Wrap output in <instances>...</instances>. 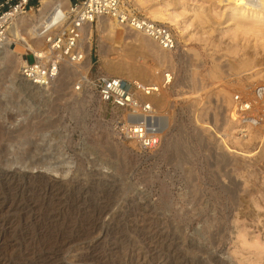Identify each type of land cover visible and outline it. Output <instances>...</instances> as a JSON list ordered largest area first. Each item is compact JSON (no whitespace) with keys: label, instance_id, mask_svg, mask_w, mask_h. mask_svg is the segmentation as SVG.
I'll list each match as a JSON object with an SVG mask.
<instances>
[{"label":"rangeland","instance_id":"1","mask_svg":"<svg viewBox=\"0 0 264 264\" xmlns=\"http://www.w3.org/2000/svg\"><path fill=\"white\" fill-rule=\"evenodd\" d=\"M126 6L167 15L172 64L100 19L83 29L87 72L61 67L49 88L26 85L18 60L11 71L0 54V264H264V121L247 132L223 99L239 82L247 102L264 84V31L241 33L230 7L208 0ZM247 56L256 67L239 74ZM126 64L157 68L151 83L173 76L154 151L121 137V113L81 84Z\"/></svg>","mask_w":264,"mask_h":264},{"label":"built area","instance_id":"2","mask_svg":"<svg viewBox=\"0 0 264 264\" xmlns=\"http://www.w3.org/2000/svg\"><path fill=\"white\" fill-rule=\"evenodd\" d=\"M45 0H0V49L6 44L9 29L13 22L28 12L42 8L38 5ZM69 1L70 7L63 6ZM119 0H57L56 6L49 17H58L60 22L67 24V31L51 34L46 39L47 49L43 53L30 52L33 62L26 60L21 68V78L31 88L46 89L55 82L59 76L61 66L65 60L79 63L84 60L80 49L81 30L85 24L94 18L111 15L122 24L130 20L126 13H120ZM37 7V9H36ZM134 17L131 23L141 28L147 35L163 45L166 50L175 47V38L165 25ZM141 18V19H140ZM142 20V21H140ZM167 73L160 83L145 84L137 80H127L118 77L99 76L94 79L83 77V84L92 87L100 101L118 110L121 117L117 122V133L127 139L136 140L141 150L154 151L161 144V135L154 132L158 121L157 113L148 98L159 95L171 86L173 76ZM78 90L81 87L77 88ZM250 109V104L243 101L239 104V113L243 120H247L244 112ZM128 117H138L140 122L136 125L128 123ZM245 122V121H244Z\"/></svg>","mask_w":264,"mask_h":264},{"label":"bare ground","instance_id":"3","mask_svg":"<svg viewBox=\"0 0 264 264\" xmlns=\"http://www.w3.org/2000/svg\"><path fill=\"white\" fill-rule=\"evenodd\" d=\"M208 1L213 4H219V5L224 4L225 6H229L230 7L229 8L230 9L229 10L230 19H232L235 22L237 26V30L240 31L241 33H244V34H250V33L256 34L257 33L260 36L263 35L264 25L261 24L260 21L264 19V0H208ZM56 4H57V0H45L43 1L44 10H40L39 19L34 14H32L30 18L22 16V17L17 18L13 22V24L11 25L9 29V36H8L7 42L2 47V49H0L1 55L5 53V56L2 58V60H4L8 64V67L11 69V71L15 70V67H16L15 60L16 61L18 60L20 64L19 69H20V75H21L22 65L26 62L25 55H28L30 52H33L35 54L43 53L44 50L47 49L46 39L48 36L56 32H59V31H67L68 29L67 24H65L64 22H60L57 16L51 17V18L49 17L50 12L53 10ZM62 5L68 8L70 7V2L65 1L63 2ZM117 6H118L120 13L121 12L126 13L130 16V20L126 24H122L120 21H118L117 18L111 15L99 16L97 18L92 19L91 21H89L87 24L83 26L81 30V37L83 38V29H85L86 31L91 29L93 26H95L96 21L100 19L99 20L100 24L98 25V27L107 31L109 35L117 38V37H121L126 32V37H127L126 39H129V41L133 45H135L137 48L150 53L153 57L157 59H161L167 62L168 64H172L173 57L171 58L169 55L163 53V51L166 50L163 48V45H161L160 42L156 41L154 38H151L149 35H147L146 32H144L141 28L136 27L131 23L134 17L139 19L138 17H141V16L137 13H134L133 10H130L129 7L126 6V0H119V4ZM143 19L151 20L152 22L165 25L166 21L168 20V17L161 11L149 10L147 11V17ZM248 19L256 23L250 24L247 21ZM251 25L253 28L251 27ZM82 38H81V41H82ZM81 41H80V49L83 51L84 60L79 63H72L68 60H65L61 67H65V71L67 75L75 74L77 72L85 73L87 72L86 69L90 67V62L88 59H86V53H85V50L83 49V46L81 45ZM45 44L46 46L41 47L42 45H45ZM18 45H21L22 47H24V49L20 48ZM13 46L14 48L10 50L11 49L10 47H13ZM22 50L23 51L25 50V53L22 52ZM253 62L254 61L252 59V56H247L246 58L241 59L239 61V65L242 67V70L241 72H238V73L245 74L255 69L256 66H252ZM126 67L127 68L125 69H121V68L117 69V67L116 69L107 68L108 74H112L118 78L125 77V78H128L129 80H138L142 82L145 81L146 82L145 84L151 83V81H154L160 75V73L157 74V68L154 69L153 67H146L143 65H136V64H130V65L126 64ZM255 74H258V72H256ZM60 75L61 73H59L58 78L60 77ZM223 81L221 80V83L219 84V86L223 85L224 83ZM55 82H53L52 84H54ZM239 84L240 83L238 82L235 85V87H233L234 89H232V90H235V89L237 90L236 94L233 95L230 92H228L223 96V99L227 107L226 112L227 111L228 113L230 112L228 115L230 118L228 117V120H232L233 122L232 121L230 122H232L233 124H236L239 122L246 123L247 124V125L245 124L246 129L249 127L247 129V132H248V131H251L250 130L251 127L259 126L261 124V121L262 122L264 121V114H263L264 113V84L259 83V85L255 87V89L253 88L255 92L253 96L249 99V101L247 100V102L250 104V109L244 112L246 114L247 120L242 119L241 117L242 113H239V110H238L239 104H241L243 100H241L240 102L239 98L237 97V94L243 92V88H244L243 85L241 87ZM230 87L232 88V86ZM167 89L168 88L163 90L162 91L163 93L161 92V94L159 95H155V96L148 98V100L153 104L155 111L159 108H163L168 105L169 101H167L164 95ZM244 91H245V88H244ZM201 97H199V99ZM156 115L158 117V115L160 114L157 113ZM164 115H162V117ZM127 121L131 125H136L140 122L138 117H128ZM158 123H159V118H158L156 125ZM163 127L164 129H166L165 124ZM245 127L240 132L244 133L246 131V130L243 131ZM153 131L156 133H159L160 135H161V132H163L162 130L161 132L158 131L156 128ZM133 142L135 143L138 149H141L136 140H133Z\"/></svg>","mask_w":264,"mask_h":264},{"label":"trees","instance_id":"4","mask_svg":"<svg viewBox=\"0 0 264 264\" xmlns=\"http://www.w3.org/2000/svg\"><path fill=\"white\" fill-rule=\"evenodd\" d=\"M74 1H76V0H74Z\"/></svg>","mask_w":264,"mask_h":264}]
</instances>
